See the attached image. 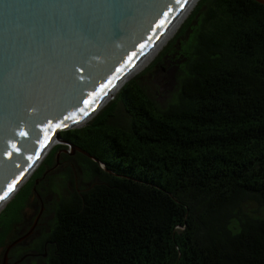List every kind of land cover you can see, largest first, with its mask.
I'll return each mask as SVG.
<instances>
[{"label": "trees", "instance_id": "16d2710c", "mask_svg": "<svg viewBox=\"0 0 264 264\" xmlns=\"http://www.w3.org/2000/svg\"><path fill=\"white\" fill-rule=\"evenodd\" d=\"M168 53L176 86L159 105L138 76ZM60 136L108 170L60 153L52 170L75 159L89 181L33 240L44 264H264V4L197 0L150 64Z\"/></svg>", "mask_w": 264, "mask_h": 264}, {"label": "water", "instance_id": "95a60500", "mask_svg": "<svg viewBox=\"0 0 264 264\" xmlns=\"http://www.w3.org/2000/svg\"><path fill=\"white\" fill-rule=\"evenodd\" d=\"M190 1L0 0V205L53 140L56 162L78 150L108 170L60 130L94 114Z\"/></svg>", "mask_w": 264, "mask_h": 264}, {"label": "rangeland", "instance_id": "374dc122", "mask_svg": "<svg viewBox=\"0 0 264 264\" xmlns=\"http://www.w3.org/2000/svg\"><path fill=\"white\" fill-rule=\"evenodd\" d=\"M186 16L183 18V20L186 18ZM180 24L177 26L173 34L170 37H168V39L163 43V45L159 48V50L153 55L150 61L147 64H145L141 69H139V71L134 73L133 75H136L141 70H143L148 64L151 63V61L154 60V58H156L159 55L160 51L172 39L173 35L178 30ZM177 69H178L177 59L175 58V56L170 55V53H168V54H165L159 60H157L151 66L149 70L145 71L143 74H140L138 76V79L142 87L145 89L147 94L157 104L162 105L165 102V100H167L175 91ZM133 75L129 74V76H127L126 78L133 76ZM116 90L114 91V93L116 92ZM114 93L112 94L113 96H114ZM113 96L109 98L108 100H106L95 111V113L105 103L111 100ZM94 114L89 116L87 120L90 119ZM57 142H54L49 147L45 155H43L39 159L37 164L33 167L30 173L25 177L26 179H23V181L20 182L16 190L8 197L3 207L1 208L3 209L4 206L9 201H11V203L8 204L7 208L5 209L4 214L1 215L0 217L1 220H4L6 217L9 216V214L15 207L19 206L21 208L23 206V204L26 201L27 193L29 196V192L31 191L28 204L23 210L22 223L27 220V215L24 213L25 210L26 211L28 210V213L32 211L33 217L37 215L38 220H37V225L35 226V230H37L38 233L37 231L34 232L33 240L37 238L38 235H42L43 233H45V230L50 225V222L52 221V216H53V207L55 206V204L61 198H64L68 194V191L71 190L72 187L77 188L79 186H85L88 184V181H89V178L83 173V171L81 170V167L79 168V166L77 167V166L72 165V163L73 164L77 163L76 162L77 160L73 159L71 166H70L72 170H66L65 162H60L58 168H55L54 170H52L53 166L49 167V172L46 173L47 176L44 178L43 182L40 184H37L36 190L38 192V195L35 193V191H32L31 188H30V191L28 192L27 182L30 181V178L32 177L33 173L36 171L38 165L45 159L51 147L55 145ZM67 164H70V163L67 162Z\"/></svg>", "mask_w": 264, "mask_h": 264}, {"label": "flooded vegetation", "instance_id": "af4514ba", "mask_svg": "<svg viewBox=\"0 0 264 264\" xmlns=\"http://www.w3.org/2000/svg\"><path fill=\"white\" fill-rule=\"evenodd\" d=\"M61 152L62 151L58 153L57 161ZM47 161V158L43 160L32 175L34 183L31 189L32 191H35L37 195L38 192L36 190L37 188L35 184H39L38 181L42 177L46 176V173L49 172V167L53 165L52 164L50 166ZM30 195L31 191L29 192V196L27 193L26 201L23 206L11 211L9 216L6 217L8 218L7 226H0V264H44L42 257L45 256V251L34 250L32 246L34 232L37 231L35 230V226L37 225L38 217L36 218L35 224L29 233L28 229L32 225L34 219L32 211L29 213L28 210L24 211V213L27 215V220L22 223L23 210L28 204ZM3 209H1L2 212Z\"/></svg>", "mask_w": 264, "mask_h": 264}, {"label": "bare ground", "instance_id": "6f19581e", "mask_svg": "<svg viewBox=\"0 0 264 264\" xmlns=\"http://www.w3.org/2000/svg\"><path fill=\"white\" fill-rule=\"evenodd\" d=\"M197 0H191L190 2H189V4L187 5V7H186V9L184 10V12L182 13V15L177 19V21L172 25V27L167 31V33L162 37V39L157 43V45L147 54V56L134 68V70L130 73V74H134V73H136L137 71H139V69H141L145 64H147L149 61H150V59L153 57V55L159 50V48L163 45V43L168 39V37H170L172 34H173V32L175 31V29L177 28V26L181 23V21L183 20V18L187 15V13L191 10V8L193 7V5L195 4V2H196ZM116 89H118V86H115L113 89H112V91H110V93L108 94V96H107V98H106V100H108L109 98H111L113 95V93H114V91L116 90ZM105 100V101H106ZM104 101V102H105ZM103 102V103H104ZM102 103V104H103ZM101 104V105H102ZM100 105V106H101ZM87 121V118L86 119H84V120H81L80 121V123H84V122H86ZM55 141L53 140V141H51V143H50V146L54 143ZM49 146V147H50ZM49 149V148H48ZM47 149V150H48ZM43 155H45V153L43 154ZM23 179H26V178H23ZM23 179L22 180H20L19 181V183L14 187V189L12 190V192L7 196V198L4 200V202L0 205V209L3 207V205H4V203H5V201L8 199V197L16 190V188H17V186L20 184V182H22L23 181Z\"/></svg>", "mask_w": 264, "mask_h": 264}, {"label": "snow or ice", "instance_id": "6c2138e0", "mask_svg": "<svg viewBox=\"0 0 264 264\" xmlns=\"http://www.w3.org/2000/svg\"><path fill=\"white\" fill-rule=\"evenodd\" d=\"M59 126H60V125H56V127H59ZM13 187H14V185L10 186V187H9V191H11ZM5 195H7V193H5Z\"/></svg>", "mask_w": 264, "mask_h": 264}]
</instances>
